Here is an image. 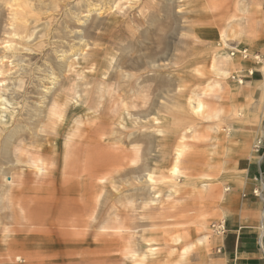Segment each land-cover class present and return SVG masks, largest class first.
Instances as JSON below:
<instances>
[{
	"label": "rangeland",
	"instance_id": "1",
	"mask_svg": "<svg viewBox=\"0 0 264 264\" xmlns=\"http://www.w3.org/2000/svg\"><path fill=\"white\" fill-rule=\"evenodd\" d=\"M98 1L114 8L80 19L69 7L80 0H0V139L21 126L37 147L21 151L44 161L0 174V264H215L212 226L227 229L251 186L241 162L264 142V0ZM31 4L45 12L36 31L68 19L105 55L86 68L54 49L28 60L10 21ZM57 132L58 149H40ZM67 153V171L84 172L65 173Z\"/></svg>",
	"mask_w": 264,
	"mask_h": 264
},
{
	"label": "bare ground",
	"instance_id": "2",
	"mask_svg": "<svg viewBox=\"0 0 264 264\" xmlns=\"http://www.w3.org/2000/svg\"><path fill=\"white\" fill-rule=\"evenodd\" d=\"M7 1V0H6ZM73 1V0H71ZM3 2V1H2ZM100 1L98 0H80V2L76 3L74 6L71 7V5L69 6L70 9H73L76 16H80L82 15L83 12H86L85 15H82L78 18H83V17H89V13L90 12H95V11H98V15L101 14V12H105L107 10V7H111L109 6L108 4H100L98 3ZM111 3H113L112 1H110ZM117 2V1H116ZM7 3V2H6ZM74 3V2H72ZM119 3V2H118ZM4 4V3H3ZM70 4V3H69ZM68 4V5H69ZM114 5V4H112ZM19 7V5L17 6ZM105 7V8H104ZM111 8H114V7H111ZM20 9V8H19ZM116 9V8H115ZM122 9V8H121ZM22 10V8H21ZM20 10V11H21ZM24 12L26 14H22V13H18L16 11L12 12L13 15L11 17V26L12 28L14 29V36L17 38L15 39V46H19V48H16L15 47V50L18 51L19 53L21 52V55H24L25 56H28L29 59L28 60H34L36 56H40L41 54L44 55V53L49 50V49H54L55 52L58 54L59 57H62L61 58V61L64 62V60H67V57L69 56H77L79 55V58L75 61V65L77 64H81V65H84L85 68L88 67V66H94L95 65V62L98 60V58L100 56H102L103 54L105 55V53L102 51V50H99V48H96V49H92L91 51L87 50V46H88V42L85 40V37H86V30H79V29H75L77 27H75L72 22L68 19H65V20H62V24L65 25V27H63V25H59V27L57 28L56 32H52V30H49V29H40L39 31H36L37 28L39 26H35L38 22H39V17L37 15V13H40V12H43L42 11V7L38 6V5H34L31 4V5H26L25 8H23ZM69 11V10H68ZM34 12H37L36 15H34ZM45 14V12H43L41 15ZM91 14V13H90ZM30 15V18H28ZM11 16V14H10ZM32 16H35L32 18ZM78 21H80L78 19ZM83 24V23H82ZM90 26L92 28H95L96 27V23L93 22L90 24ZM39 29V28H38ZM75 29V31H73ZM41 36L39 37L38 34ZM38 38H45L46 39V44H39L38 43H34L33 41H35L36 39ZM224 39V38H223ZM42 42V41H40ZM10 43V42H9ZM116 43V42H115ZM223 43L226 45V42L223 40ZM14 44V43H12ZM11 46V45H10ZM228 46V45H227ZM9 48V47H8ZM10 49V48H9ZM9 51V50H8ZM11 51H14L11 49ZM54 53V52H53ZM17 53H14L12 52L11 53V57H9V59L12 57L14 58L13 60H15V55ZM19 55V54H18ZM232 55V54H231ZM240 55L243 59H246L248 57L246 51L242 50L240 52ZM10 56V55H9ZM18 57V56H17ZM20 59V58H19ZM23 59V58H22ZM256 59V58H255ZM52 60V55L51 54H46L45 55V63H51ZM258 59H256L257 61ZM16 61V60H15ZM119 61L121 62H117V66H119V64H121L122 66H125L127 64L130 65V59H127L126 57H123V56H120L119 58ZM223 61V62H222ZM222 61L220 62V66H224L227 61L226 58L222 59ZM40 62V60H39ZM28 64V63H27ZM36 64V63H35ZM137 62H134L132 60L131 62V66H136ZM3 65V63H2ZM48 65V64H47ZM49 67H51V65L49 64L48 65ZM54 66V65H53ZM116 66V67H117ZM18 67V66H17ZM32 67V66H31ZM35 67V66H34ZM22 70H20V69ZM19 70L17 72L20 71V74H24L26 75L28 71H33V69L31 68H27V67H20L19 66ZM37 68V67H36ZM66 71L69 72L70 68H71V65L70 64H66L64 67H63ZM15 69V67H14ZM83 69V68H81ZM17 70V69H16ZM38 72L40 71H43L41 69V67H38ZM106 74L110 75L112 78L113 77H117L118 74L116 75L115 74H112V71H108L106 68L103 69ZM76 72V71H75ZM223 72V70L221 71ZM111 73V74H110ZM96 76L99 75L97 73H95ZM225 74V72H224ZM51 75V74H50ZM16 77V76H15ZM13 78V77H12ZM17 78V77H16ZM111 78V79H112ZM9 79V78H8ZM43 82H47V84H49L50 86H46V89L45 90H53L54 87H56L55 85L57 84L58 80L57 78H48V80H43ZM42 83V82H41ZM241 83V82H240ZM45 87V86H44ZM43 87V88H44ZM7 88V87H6ZM50 93V92H49ZM48 93V94H49ZM57 101L59 103H61V99H60V96L57 97ZM3 101V100H2ZM5 102V101H3ZM9 104V103H8ZM56 104V103H55ZM5 105V103H4ZM8 107V106H7ZM59 107V106H58ZM6 108V107H5ZM40 111V110H39ZM129 110H126V112L128 113L129 115ZM30 110L28 111V115H29V118H31L30 116ZM45 112H43L41 115L44 116ZM121 113V112H120ZM47 114V113H46ZM45 114V115H46ZM48 115H52V114H48ZM121 115V114H120ZM40 116V115H39ZM122 116V115H121ZM2 119V114H0V125L2 126H5V124H3L4 122L1 121ZM44 118H41L40 120H38L40 123L39 125H37V128L39 129L37 131L38 132H41L42 129H43V126L44 124H48L50 122V118L49 116L46 118L47 119V122L43 123L42 125H40L43 121ZM124 119V118H123ZM121 120V119H120ZM75 121L74 120V124H75ZM79 121V120H78ZM119 122V121H118ZM64 124V123H63ZM125 124V122H124ZM112 125V124H111ZM99 126H96V129L98 131H101V129H99ZM113 126V125H112ZM116 126V125H115ZM125 126V125H124ZM36 127V125H35ZM40 127V128H39ZM23 128V127H22ZM21 126L19 127L18 125L15 126L14 130H11L10 132V135L7 137V139H0V174H4V175H14V174H17L21 171H24L21 169V164L23 163L24 160L28 161L29 163L33 164L37 169L38 171L41 173L43 170H42V166L40 167L38 164L41 163L39 161H37L36 157L31 156V155H27L25 153H23L21 151V149H24V150H32V149H36V145H34L31 140L29 142H25L23 141L24 139V136L25 135H20L22 132L24 133V130L22 131L21 129ZM32 128V127H31ZM42 128V129H41ZM125 128V127H124ZM33 129V128H32ZM66 129V128H65ZM34 130V129H33ZM112 130V128H111ZM114 131V129H113ZM95 132V131H94ZM97 132V131H96ZM103 132V131H102ZM116 132V131H115ZM27 132H25L26 134ZM58 134L53 137V138H50L48 137L46 139L47 141V146L43 147V148H40L42 149L43 151H47V153H53V151H55L57 148V145H60L61 143L58 142L59 139H60V136H59V132H57ZM113 133V132H112ZM104 134V133H103ZM33 135V134H32ZM120 135V134H119ZM130 135V133H129ZM128 133L126 134L127 137H124V141H128V145L130 144L131 140L128 138ZM7 136V134H6ZM31 136V135H30ZM39 136V134H38ZM106 136V135H105ZM104 136V137H105ZM111 136V135H110ZM29 137V135L27 136ZM27 137L25 136L26 140H27ZM37 137V136H36ZM95 137V136H94ZM96 137L99 138V136L97 135ZM23 138V139H21ZM97 138V139H98ZM31 139V138H30ZM33 141V140H32ZM53 143H55L54 145H52ZM113 143V142H112ZM68 144V143H67ZM107 144V143H106ZM114 144V143H113ZM131 145V144H130ZM102 146V145H101ZM66 149V148H65ZM127 149V148H126ZM40 151V150H39ZM41 152V151H40ZM28 153V152H27ZM65 154V153H64ZM25 155H27V157H25ZM98 155V154H97ZM53 157V156H52ZM74 154H71V156L67 153L66 156L63 158V169L65 170V173H69L68 170V165H69V162L70 161H75L74 159ZM49 159V158H48ZM52 160H55V159H52ZM114 159H112V157H109L107 158L105 161L109 164V166H107L105 168L106 171H110L112 168L117 170V167H116V164L112 163ZM42 161V159L40 160ZM123 161L124 158H123ZM48 162V161H47ZM102 162V161H101ZM42 163H44V161H42ZM41 163V164H42ZM103 164V162H102ZM123 164V162H122ZM7 165V166H5ZM106 165V164H105ZM81 165L79 164H75L74 166H72V172L73 170L77 167L79 168ZM108 168V169H107ZM110 168V170H109ZM121 168V167H120ZM48 169V168H47ZM51 169V168H50ZM102 169V168H101ZM27 170V169H26ZM24 171V172H27V171ZM53 170V169H52ZM122 170V169H121ZM125 170V169H124ZM54 171V170H53ZM113 171V170H111ZM174 172H176V169L173 170ZM31 172H32V169H31ZM34 172V171H33ZM49 173H51L52 171L49 170L48 171ZM62 172V171H61ZM125 172V171H124ZM37 173V172H36ZM71 174V173H69ZM30 175V174H29ZM39 175V174H38ZM20 183V182H19Z\"/></svg>",
	"mask_w": 264,
	"mask_h": 264
},
{
	"label": "crops",
	"instance_id": "3",
	"mask_svg": "<svg viewBox=\"0 0 264 264\" xmlns=\"http://www.w3.org/2000/svg\"><path fill=\"white\" fill-rule=\"evenodd\" d=\"M260 149L255 159L241 162L240 171L251 186L241 193L239 209L225 219V234L215 240V264H264V142ZM81 166L73 173L84 172ZM256 186L260 197L252 194Z\"/></svg>",
	"mask_w": 264,
	"mask_h": 264
},
{
	"label": "built area",
	"instance_id": "4",
	"mask_svg": "<svg viewBox=\"0 0 264 264\" xmlns=\"http://www.w3.org/2000/svg\"><path fill=\"white\" fill-rule=\"evenodd\" d=\"M252 194L256 197H260L262 192L260 191V189H255L252 191ZM212 229L217 235H221V236H223L226 232L224 223L218 224L216 226H212Z\"/></svg>",
	"mask_w": 264,
	"mask_h": 264
}]
</instances>
